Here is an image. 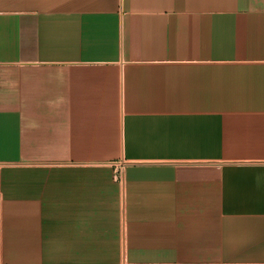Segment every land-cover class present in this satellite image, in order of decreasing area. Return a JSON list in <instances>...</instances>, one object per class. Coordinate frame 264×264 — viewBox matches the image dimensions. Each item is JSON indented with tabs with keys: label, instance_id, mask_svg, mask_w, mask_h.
<instances>
[{
	"label": "crops",
	"instance_id": "1",
	"mask_svg": "<svg viewBox=\"0 0 264 264\" xmlns=\"http://www.w3.org/2000/svg\"><path fill=\"white\" fill-rule=\"evenodd\" d=\"M0 264H264V0H0Z\"/></svg>",
	"mask_w": 264,
	"mask_h": 264
},
{
	"label": "rangeland",
	"instance_id": "2",
	"mask_svg": "<svg viewBox=\"0 0 264 264\" xmlns=\"http://www.w3.org/2000/svg\"><path fill=\"white\" fill-rule=\"evenodd\" d=\"M200 154V153H199ZM202 154V153H201ZM198 164L201 163V161H196ZM189 163H192V162H189ZM195 163V162H193ZM188 165H193V167L197 168V165L195 164H188ZM188 168H190L191 170H194V168H191V166H188ZM121 174V171L119 170L118 173H117V176L119 177V175Z\"/></svg>",
	"mask_w": 264,
	"mask_h": 264
},
{
	"label": "built area",
	"instance_id": "3",
	"mask_svg": "<svg viewBox=\"0 0 264 264\" xmlns=\"http://www.w3.org/2000/svg\"><path fill=\"white\" fill-rule=\"evenodd\" d=\"M119 176H121V174Z\"/></svg>",
	"mask_w": 264,
	"mask_h": 264
}]
</instances>
